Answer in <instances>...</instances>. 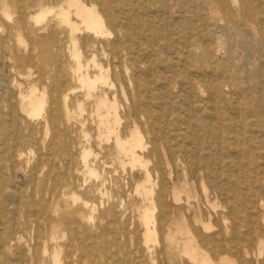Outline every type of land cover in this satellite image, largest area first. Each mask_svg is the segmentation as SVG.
Listing matches in <instances>:
<instances>
[{
  "label": "rangeland",
  "instance_id": "1",
  "mask_svg": "<svg viewBox=\"0 0 264 264\" xmlns=\"http://www.w3.org/2000/svg\"><path fill=\"white\" fill-rule=\"evenodd\" d=\"M52 1L56 11L74 1L93 9L90 0ZM109 1L119 4L118 16L126 20L117 22V30L106 22L107 35L97 38L74 13L78 28L72 31L57 12L39 24L30 19L35 0H0V264H264V240L248 238L251 232L240 227V218L229 217L231 196L216 199L206 173L194 181L180 158L186 124L220 105L212 103L201 80L216 85L227 74L254 83L255 72L264 70L259 36L225 33V22L215 25L209 18L201 37L197 30H180L186 18L194 14L196 20L204 0H131L143 8ZM4 5L12 19L3 14ZM240 9L231 4L243 21ZM147 26L152 32L143 31ZM74 44L81 66L73 58ZM206 47L212 49L210 62L201 65ZM230 49L237 57L227 72L222 54ZM81 74L95 87L87 88ZM33 89L47 100L40 116L21 110ZM134 138L142 146L136 164L119 145ZM160 196L171 209V226H160L168 217ZM146 210L156 221L150 241L142 218ZM176 218H183L184 227ZM189 238L200 249L196 258L185 254Z\"/></svg>",
  "mask_w": 264,
  "mask_h": 264
},
{
  "label": "bare ground",
  "instance_id": "2",
  "mask_svg": "<svg viewBox=\"0 0 264 264\" xmlns=\"http://www.w3.org/2000/svg\"><path fill=\"white\" fill-rule=\"evenodd\" d=\"M90 1L92 3V11L82 9L79 6L78 1H74L76 3L70 2V5L66 10L60 9L56 11V9L53 7L52 0H35V2L28 10L30 11V19H35V22L37 24L44 21L49 16H51L52 18L57 12L61 16V18H63L70 25L72 31L78 28H76V24L71 20V15L74 13L79 19H81L82 23L85 25V28L96 35L97 38H99L97 35H102V37L107 35L108 31L106 33L105 27L106 22L110 27L116 29V27H119L117 22L122 19L126 20V18H121L120 16H118V14L120 13L119 4L111 3L109 0ZM127 1L129 5L134 8H138L140 6L143 8L144 3H142L141 1H138V3L136 4L131 0ZM215 1H218V3L215 4ZM232 3L240 5V12H242L244 16L243 21L236 18V16L234 15L233 11L231 10ZM18 7L19 11L21 12L23 7ZM163 7L164 6L160 8L163 9ZM146 10H149V7H147ZM191 10L192 8L190 9V11ZM221 12L223 13V17L220 18L219 13ZM169 13L170 12H168L167 14L169 15ZM3 14H5L9 19H12L11 12L6 5H4ZM197 15L198 17H196V20L194 14L190 18H186L183 21V25L180 30H182L183 32H196L197 30L198 34H200L198 35V37H201V34L206 31V28H204V22L208 20V18L211 19V21L215 25L217 24V22L223 21L225 22V24L221 26V29L225 33H230L233 31L240 35H244L245 32L248 33L249 31H251L255 33V35H258V47H256L264 56V28L262 27V23L264 21V0H204L203 4L201 5L200 11L197 12ZM127 16L132 15L129 14ZM132 17L134 21L138 19L135 13ZM196 21L200 22V24H196ZM244 23L247 25V28L244 27ZM250 23L255 26L251 30L248 29V24ZM15 30L17 32L18 38H21V34L23 32L21 14L17 20ZM143 31L150 32L151 30L149 29V26H147V28ZM121 32L125 33L123 27L121 28ZM207 36L209 35L206 33V37ZM102 37L100 36V38ZM182 38L185 37H183L182 35ZM147 39L150 42H154L156 38L154 39L150 37ZM176 40L177 39H175L174 41ZM196 40H199V38H197ZM243 41H245L244 44L248 47V40ZM155 45L157 46V43ZM2 46L5 47V44H2ZM248 49L250 50V48ZM210 52H212V49L206 47L202 54V57L199 59L201 65H206L210 62L208 61L211 56ZM250 53H252V51ZM225 54L227 58L224 60V62L226 64L228 63L227 66L229 67L227 69V72L228 70L232 71L234 69H232V67L237 54L232 49H230V51L223 52L222 55ZM73 58L76 60L77 65L81 66L80 54L77 51L76 45L74 47ZM214 64L216 65L215 60ZM259 71L255 72L253 80L254 83H250L251 80L248 76H244L243 78L231 79L227 78V74L225 75V80L216 85L206 84L204 80H201L200 87H205L209 90L210 100L212 101V103L214 104L216 100V102L219 101L220 105L214 108H208L209 111H207L206 113L207 116H201L200 118L197 116L194 123L192 122L186 124L184 137L186 142L183 145L184 151H182V155H180V158L182 163L186 166V174L190 175L194 181L198 179L201 173H206V177L213 182V185L211 187V194H213L216 199L222 196H231L232 203L228 200V202L232 205L229 217H239L241 220L240 227H246L251 232V234H248V238L253 239V237H256L255 239L258 240L257 243L262 244L264 240V70L260 72ZM79 72H82L81 67H78L77 73ZM150 72L151 71H149V73ZM208 73L210 74V72ZM78 79L89 89L94 88L96 85V82L94 80H91L84 74L78 75ZM162 84L163 83L160 82V86ZM180 88H182L183 90V87ZM186 90V94L190 95L191 88L186 85ZM228 96L230 97L228 105L224 107V103L226 102L223 101H226ZM190 97V99H193L192 96ZM190 102L192 103V101ZM21 104V110H25V113L29 116H40L42 111H44L45 109L47 100L44 96L38 95L36 90L33 89L29 97L23 98ZM187 104L189 105V102ZM186 109L189 110V107ZM53 117L54 114L52 115L51 119H54ZM53 125H55V122L53 123ZM140 139L134 138V141H131V143H125L119 140V145L129 156H131V162L133 161L134 163L140 161L138 159L139 157L136 154V150L142 147ZM224 149H226V152H224ZM140 164H143V162H140ZM14 189L16 191V188ZM13 197H15L17 200L20 199L17 192L13 193ZM162 198L163 197L160 196L157 202L159 201L158 204L164 216L166 214V216L168 217L164 218V222L160 223V226L162 227L165 224L171 226L174 223V218L171 216V209L164 203ZM152 213L154 212L146 210L144 212V216L142 217L143 223L147 228L145 233L147 241L152 240L154 238L153 236L157 234H154L156 221L154 222L155 215H153ZM254 216H259V219H257L258 222L253 219ZM175 220L178 221L181 227H184L185 224L183 218H176ZM182 234L189 235V233L187 231L185 232V230L182 231ZM207 242H210V240H207ZM184 251L185 254H187L191 258H196L200 254L199 247L190 238L185 244ZM261 254H264V251H262ZM242 257L244 258V256Z\"/></svg>",
  "mask_w": 264,
  "mask_h": 264
}]
</instances>
